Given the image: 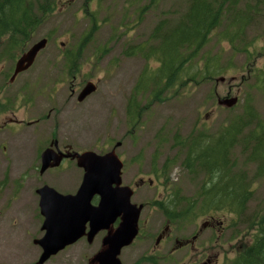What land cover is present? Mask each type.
<instances>
[{"label":"rangeland","instance_id":"obj_1","mask_svg":"<svg viewBox=\"0 0 264 264\" xmlns=\"http://www.w3.org/2000/svg\"><path fill=\"white\" fill-rule=\"evenodd\" d=\"M188 2L157 0L149 5L147 0H56L55 10L35 27L23 51H0V72L8 73L32 43L48 39L31 69L14 83L0 76V125L7 117L22 120L0 128V264H36L40 256V247L33 243L44 233L35 190L47 184L58 192L73 194L81 181L82 172L75 165L39 174L37 157L50 137L61 145L99 154L120 142L115 153L123 162L122 183L133 190L132 203L142 204L139 233L121 249L122 264H197L201 260L198 253L185 249L171 252L173 243L167 248L166 242L155 244L165 221L171 225V234L182 238L191 236L210 216L221 221V231L204 230L198 240L206 242L214 235L215 243H206L217 264H232L241 245L253 240L264 212V176H256L257 165L241 145L231 150L229 158L231 171L251 181L252 194L241 215L210 210L186 221H170L159 205L175 193L183 202L193 201L204 179L203 170L191 174L181 165L183 151L178 140L194 133L212 139L230 119L246 118V108L253 116L246 119L250 124L245 134L256 119L264 120V76H258L264 75V0H240L238 10L246 9L241 40L229 42L218 36L219 29L202 49L203 57H219L222 69L216 77L174 86L157 100L138 96L143 110L135 124L128 114L143 68L157 66L154 59L143 55L153 28L161 20L171 27ZM71 51L81 63L75 79L62 72L66 71L64 55ZM87 80L97 88L85 102L75 105L69 88L78 92ZM234 96L237 101L232 107L218 104L219 99ZM37 118L39 122L27 124ZM139 179L145 180L144 185H137ZM104 234L99 232L91 243L81 238L44 264H88L100 249Z\"/></svg>","mask_w":264,"mask_h":264},{"label":"trees","instance_id":"obj_2","mask_svg":"<svg viewBox=\"0 0 264 264\" xmlns=\"http://www.w3.org/2000/svg\"><path fill=\"white\" fill-rule=\"evenodd\" d=\"M56 0H0V51L3 54L25 48V42L35 27L55 10ZM155 5L157 0H147ZM240 0H189L181 17L171 27L161 20L150 34V43L144 57L154 59L155 68L144 67L128 104L131 123L135 124L140 111L138 96L151 100L160 98L163 91L185 83L212 80L222 69L217 56H201L202 49L213 32L229 42L241 40L246 26L245 12L238 10ZM52 6V8H51ZM82 39L76 50L80 53ZM245 51V49H244ZM65 53L66 63H77L78 55ZM199 56V57H198ZM198 57V58H197ZM203 58V60H200ZM264 76V75H258ZM264 86V84H263ZM246 118L236 116L222 127L215 137L201 133L190 134L176 143L183 151L181 165L193 174L203 170L204 179L193 201H184L177 193L159 205L170 221L189 220L210 210H227L241 215L251 197L250 180L231 171V150L236 145L247 149L248 159L257 165L256 176H264V120L256 119L252 127L249 120L253 113L246 108ZM256 223L253 240L240 249L232 264H264V212Z\"/></svg>","mask_w":264,"mask_h":264},{"label":"water","instance_id":"obj_3","mask_svg":"<svg viewBox=\"0 0 264 264\" xmlns=\"http://www.w3.org/2000/svg\"><path fill=\"white\" fill-rule=\"evenodd\" d=\"M46 43V38L32 43L15 61L14 74L27 69ZM94 89V84L87 82L78 99L81 100ZM236 101L237 96H234L219 99L218 104L232 107ZM77 156V165L83 168L84 173L74 194L59 193L46 184L36 189L39 211L43 217L40 229L44 232L40 238L33 240L41 248L36 264H44L51 256L83 236L91 243L95 235L103 230L106 233L101 239V247L88 264H122L120 251L130 245L138 233L142 205L132 203V189L121 185L122 162L114 149L104 154L85 151ZM60 161L52 149L43 150L40 173L58 166ZM94 196H98L96 205L91 203ZM117 219L118 224L113 227Z\"/></svg>","mask_w":264,"mask_h":264},{"label":"flooded vegetation","instance_id":"obj_4","mask_svg":"<svg viewBox=\"0 0 264 264\" xmlns=\"http://www.w3.org/2000/svg\"><path fill=\"white\" fill-rule=\"evenodd\" d=\"M47 41H48V39H47ZM33 64H34V62L27 69H25V70H23L21 72H18L17 74H14V68H15V63H14L13 66L8 71V73H6V72H4V73L0 72V76L2 77V79H6L7 78L8 81H9V83L12 84V83H14L15 79H17V77H19L22 73H25L26 71H28L29 69H31V67L33 66ZM62 64H63V67L66 66L65 67L66 68V71L63 70L62 72L63 73L66 72L65 74H68V75H70V77L72 79H75L76 76H77V74H79V72H80V66H81L80 64L81 63H62ZM87 82H92V81L91 80H87L85 82V84ZM92 83L94 84V87H95L94 91L91 92L90 94L86 95L81 100H79L78 97H79V94H80V92H81V90L83 89L84 86L78 92H76L73 88H71V89L69 88V90H70V92L68 94L69 95V98L70 99H75L74 100L75 105H80L81 103L85 102V100L91 94H93L95 92V90L97 88V85L94 82H92ZM17 96H18L17 93H15V95H14L15 98L14 99H16ZM0 109H1V107H0ZM39 121H40V119L37 118V119H35L33 121L27 122V124H30V123L35 124V123H37ZM21 123H22V120L18 121L16 119H14V117H7V119L5 120V122L0 125V128L2 126L3 127L6 126L8 124H15V125H17V124H21ZM118 146H120V142H117L115 144L114 150ZM4 148L5 147H3V149ZM47 148L52 149V151L54 152V156L55 157H60V160L61 161H60V164L58 166L49 167L45 171H48L49 172L51 169H58L59 167H62V166L64 167V165L68 164V165H71V166L75 165V167L80 171V173L82 172L81 174L83 175V173H84L83 168H81V167H79L77 165V159H78V156L77 155L78 154H82L84 151H79V150L73 149V147H72L71 144L61 145L59 143L58 139H56L55 137H50L47 145L44 147L43 150H45ZM42 151L38 154V157H37V159L39 160V163H40L39 168H38V171H39V174H41V175L45 172V171H43L42 173H40L41 153H42ZM122 167H123V162H122ZM121 174H122V170H121ZM144 183H145V180L144 179H139V181L137 182V185H144ZM121 184L124 185L122 183V178H121ZM35 193H36V190H35ZM63 194H68V193H63ZM38 201H39V198H38ZM97 202H98V197L97 196H94L93 199H92V204L95 205V204H97ZM37 212L40 215V211H39L38 204H37ZM38 214H37V217H39ZM40 217L43 220V217L41 215H40ZM117 222L118 221H116L115 224ZM165 222H166L165 223V226L157 234V239H156V243H155L156 245L159 244V243H161V245H163L166 242L165 246L167 248L168 246H172V243H173V248H172L171 252H173L174 249L175 250L185 249L186 252H189L190 251V252L198 253L199 254V257L201 258V260L198 261L197 264H217V258L213 255V249L211 248L207 252L208 244L209 243L210 244L215 243L214 235L209 237V239H208L209 241H206L208 244L206 242H204V241L198 243V240L202 237L201 236V233L204 230L210 229L212 231V233L215 232V229H217V231H221L222 228H223L221 221H217L213 216H210L209 219L208 220L206 219L202 223V225L200 227H198L195 232H193V234L191 236L185 237V238L173 236V234H171V232H170L172 230L170 223L168 221H165ZM138 233H139V231H138ZM167 237H170V239L167 238ZM218 239H219V236H217V239L216 240H218ZM246 244L247 243H245L244 245H241V248H243V246H245ZM199 250H202V251L198 252Z\"/></svg>","mask_w":264,"mask_h":264}]
</instances>
